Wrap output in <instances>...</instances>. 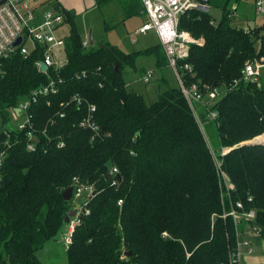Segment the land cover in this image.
<instances>
[{"label":"trees","instance_id":"16d2710c","mask_svg":"<svg viewBox=\"0 0 264 264\" xmlns=\"http://www.w3.org/2000/svg\"><path fill=\"white\" fill-rule=\"evenodd\" d=\"M46 4L71 27L66 61L45 73L36 66L41 49L2 60L0 264H43L37 252L63 231L74 208L63 193L76 178L94 194L67 249L69 264H230L247 226L264 240V80L246 81L242 73L264 59V24L234 27L226 7L219 21L196 11L180 21V30L203 39L180 62L193 68L180 70L185 86L197 85L204 98L221 90L200 116L214 124L218 154L234 148L219 156L220 168L180 86L165 81L150 104L128 88L125 69L136 68L138 55L168 68L160 44L132 54L109 43L83 48L77 14L58 0ZM51 82L57 92L29 111L37 139L30 150L29 130L12 126L11 110ZM213 111L218 116L210 120ZM85 120L93 126L82 127ZM237 203L255 211V220L236 226L224 218Z\"/></svg>","mask_w":264,"mask_h":264},{"label":"built area","instance_id":"2783aa9c","mask_svg":"<svg viewBox=\"0 0 264 264\" xmlns=\"http://www.w3.org/2000/svg\"><path fill=\"white\" fill-rule=\"evenodd\" d=\"M143 11L147 14V22L139 29V34H146L149 31H154L168 59V67L176 74L180 87L186 98L193 106L194 102L203 104V93L200 92L197 85L187 87L184 84L180 70L184 69L189 73L192 72V66L185 64L180 66V62L186 60L190 55L192 45H202L203 39L195 38L190 32L180 30V21L183 15L190 11H196L203 14H212V6L202 3L197 0H141ZM255 12L257 16L264 18V0H254ZM66 16L46 1L35 0H0V76L3 74L2 60L9 59L16 54H21L28 57L38 49L43 51V60L38 61L36 66L40 72H47L50 68H60L61 63L57 60V52L64 51L66 38L69 36L60 35V30L66 25ZM21 43L16 45L19 39ZM83 48L90 46L89 38H84ZM45 64L47 70L43 71L41 65ZM264 72V59L254 60L248 63L243 70V78L246 81L259 82ZM154 70L147 71L143 80L146 84L154 78ZM56 93L57 89L54 83L51 82L48 86L41 87L33 92L32 97L21 101L19 106L13 109L16 120L18 121L17 130L23 131L28 129L29 144L28 149L35 148V141L32 126V117L29 115L30 108L37 102L40 96ZM221 90L215 89L209 93V99H219ZM95 107H91V111H95ZM211 120H215L218 116L217 112L213 111L209 114ZM203 125L202 121H199ZM82 127L93 126L90 120H85L81 123ZM223 153V154H222ZM219 155H215L219 167L222 164L219 160L220 155H224L225 151ZM2 157L0 155V167L2 166ZM117 168H114L112 174H117ZM73 198L75 209L78 211L75 218L71 219L68 224V237L66 244L72 243V236L76 227L81 223L83 214H89L87 209V200L94 194L92 186L82 184L78 178L74 179ZM233 186L230 185V188ZM121 205V203H120ZM232 216L236 226H239L242 221L251 222L256 218L255 211H245L242 203H237L230 213L225 214L224 218ZM256 235L259 234L257 227L247 226ZM247 248L249 253H252V245L250 239L243 236V233H238V244L234 253L230 256V264H239L240 248Z\"/></svg>","mask_w":264,"mask_h":264},{"label":"rangeland","instance_id":"374dc122","mask_svg":"<svg viewBox=\"0 0 264 264\" xmlns=\"http://www.w3.org/2000/svg\"><path fill=\"white\" fill-rule=\"evenodd\" d=\"M40 1L45 2L47 0ZM58 1L68 11H77L76 22L79 30H81L84 37L90 38V35H92L96 46L102 43H109L125 53L132 54L143 52L148 48L160 44V40L154 31L145 35L137 34L139 28L147 21V14L143 11L141 0H105L100 7L96 5V0ZM32 2H35V0H32ZM78 2L81 3V7L79 10H76L74 6L78 5ZM210 5L213 10L212 14L217 21L222 18L224 7L230 10L233 15L231 24L234 27L250 30L264 24V18L257 16L255 12L254 0H210ZM70 29V25L66 24L59 34L67 36L70 34ZM66 58L67 56L64 51L57 52L59 63L63 64ZM154 61L155 56L140 54L136 57V68H126L124 73L126 83L132 82L131 88L140 94H144L149 104L156 101L158 92H162L166 88L165 81L167 82V80L164 78L157 84L158 78L162 75L168 79L172 87L179 86L178 78L170 67L157 71L150 83L146 84L143 77H145L151 67L154 68ZM260 79L264 80V72ZM217 100L219 99L213 100L206 97L202 102L207 104L209 108ZM195 105L197 106V102H195ZM199 112L197 118L200 121L202 120L200 117L201 110ZM11 114L12 126L16 128L18 119L16 120L13 110H11ZM208 119L211 120L210 116ZM202 123L201 127L204 130L203 132L210 148L214 155H219L216 150L217 131L214 128V124L212 122L209 124ZM208 126L212 128L210 127L209 129ZM85 197L88 199L87 192H85ZM72 202L73 210H75V202L73 200ZM246 229L248 228L246 227ZM68 234V224H66L56 240L49 242L43 249L37 252V256L43 264H69L67 257L68 246L66 244Z\"/></svg>","mask_w":264,"mask_h":264},{"label":"crops","instance_id":"0c3cea01","mask_svg":"<svg viewBox=\"0 0 264 264\" xmlns=\"http://www.w3.org/2000/svg\"><path fill=\"white\" fill-rule=\"evenodd\" d=\"M79 3V2H78ZM96 5H97V3H96ZM81 7V3H79L78 5H75L74 6V8L76 9V10H79V8ZM65 8V7H64ZM73 12V11H72ZM75 12V11H74ZM75 14H77V11L75 12ZM147 20H148V18H147ZM147 22V21H146ZM145 22V23H146ZM144 23V24H145ZM143 24V25H144ZM142 27V26H141ZM140 27V28H141ZM139 28V29H140ZM139 31V30H138ZM138 31H137V34H139L138 33ZM149 32H151V31H149ZM148 32V33H149ZM147 34V33H146ZM139 35H145V34H139ZM86 37V36H85ZM84 37V38H85ZM87 38V37H86ZM154 68L153 67H151V69H153L154 70V72H155V74L154 75H156V72L157 71H162L163 69H156V58H155V61H154ZM155 77V76H154ZM165 79V80H167V82H168V79H166V77L164 76V75H162L161 77H159L158 78V80H157V84H158V82H160L162 79ZM156 84V85H157ZM168 84H169V82H168ZM127 85H128V88H130V89H132L131 87H132V82H130V83H127ZM170 85V84H169ZM170 86H172V85H170ZM179 86H180V83H179ZM153 92H154V90H153ZM202 104L201 103H197V106L195 105V102L193 103V109H194V111H195V113H196V116L198 115V113H200L199 111L201 110V113H205V111H204V109H203V106H201ZM196 110H199V111H196ZM200 115V114H199ZM198 117V116H197ZM204 131V130H203ZM243 236L244 237H247L248 239H250V241H251V245H252V250H253V252L252 253H249L248 252V249L247 248H245V247H243V248H240V252H241V255H240V260H239V264H264V240H261V239H259L258 238V236L255 234V233H253L249 228L248 229H246L245 228V230H244V232H243Z\"/></svg>","mask_w":264,"mask_h":264},{"label":"water","instance_id":"95a60500","mask_svg":"<svg viewBox=\"0 0 264 264\" xmlns=\"http://www.w3.org/2000/svg\"><path fill=\"white\" fill-rule=\"evenodd\" d=\"M197 1H200V2L205 3V4H208V3L210 2V0H197ZM56 9L58 10V8H56ZM73 13L75 14L74 11H73ZM89 40H90V44H91V45H94V40H93L92 35H90ZM21 41H22V39L20 38V39L16 42V45L20 44ZM118 66H119V65H117V69H118ZM41 69H42L43 71H46V70H47V66H46L45 64H42V65H41ZM247 143H256V142H251V141H250V142H247ZM247 143H243L242 145L247 144ZM237 147H238V146H237ZM235 148H236V147H235ZM226 149H228V150H225V154L228 153V152H230V151H231L232 149H234V148H226ZM73 192H74V188H73V187H70L69 189H67V190L63 193V198H64V200H65V201H71L72 198H73ZM77 213H78V211H77L76 209L70 211V212L67 214V216H66L65 223H66V224H69L70 221H71V219H73V218L76 217Z\"/></svg>","mask_w":264,"mask_h":264}]
</instances>
